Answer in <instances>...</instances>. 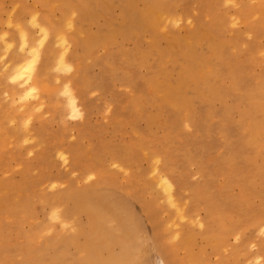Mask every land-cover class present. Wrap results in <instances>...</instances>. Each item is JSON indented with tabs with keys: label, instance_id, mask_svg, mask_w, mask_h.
Returning a JSON list of instances; mask_svg holds the SVG:
<instances>
[{
	"label": "bare ground",
	"instance_id": "6f19581e",
	"mask_svg": "<svg viewBox=\"0 0 264 264\" xmlns=\"http://www.w3.org/2000/svg\"><path fill=\"white\" fill-rule=\"evenodd\" d=\"M15 2L8 12L0 0V114L23 133L22 143L31 146L27 154L34 156L29 167L39 169L36 177L25 173L13 189L5 217L22 245L0 264H264V240L258 246L251 238L253 232L264 235V45L253 46L257 28L242 35L239 28L249 24L243 15L225 16L234 33L228 43L216 33L222 16L210 28L177 13L167 0H33L32 7ZM114 5L118 16L99 30L89 28ZM133 31L140 39L149 33L148 51L136 53L148 74L140 88L130 83L125 89L132 112L122 105L114 113L115 125L129 130L123 149L103 144L111 161L106 165L91 146L85 155L78 143L65 148L64 138L51 143L37 120H83L82 94L92 84L80 62L94 59L99 48L109 52L117 37ZM246 37L252 44L238 50ZM79 41L81 54L75 52ZM231 95L246 98L255 111L244 109L243 100L231 104ZM214 102L223 104L221 113L211 108ZM141 120L147 129L139 128ZM74 130L65 127L63 135ZM186 135L201 150L214 135L222 142L216 166L198 159ZM52 157L78 173L72 188L55 194L48 188H58L61 179L53 175ZM3 162L0 151V167ZM188 164L201 177L196 185L189 183ZM83 177L91 184L83 186ZM119 179L132 194L118 197ZM34 199L51 209L49 222L40 233H26L36 220L27 213ZM64 234L71 235L66 243L57 239ZM13 240L0 227V245Z\"/></svg>",
	"mask_w": 264,
	"mask_h": 264
},
{
	"label": "rangeland",
	"instance_id": "374dc122",
	"mask_svg": "<svg viewBox=\"0 0 264 264\" xmlns=\"http://www.w3.org/2000/svg\"><path fill=\"white\" fill-rule=\"evenodd\" d=\"M118 1L119 0H116L117 3ZM167 1L173 5V8L177 13L187 15L186 17H190L193 20L199 18V22H201V24L210 26V28H214V17L222 16L225 20L223 26L216 29L217 32L216 30L212 31H215L218 35L223 36L228 43L231 42L234 37V33L228 23V17L238 16L241 13L244 19H246L249 23L248 25L239 28L241 34L245 35L250 33L251 35L253 31L252 27L255 26V29H257L253 32H257L259 35L258 39L254 41L253 46L264 45V23H262V21H264V11L261 13L262 10L260 9H264V0L259 1V3L261 2L259 6L260 8L256 7L258 2H255V0H237L241 2V6L236 8L229 5L227 3L228 0ZM15 3V0H6V11L13 12ZM25 3L27 4V7H32L33 0H25ZM120 11V7L114 5L109 14L94 18L95 22H89V28L92 30H99L108 18L111 16H118ZM6 14L7 12L3 14V19H5ZM2 29L3 27L0 26V31ZM142 35H144L145 38L140 39L135 36L133 31L126 34L127 38L125 39L117 37L112 42L109 52H105L104 49L99 48V50L96 51L97 55L94 59L83 60L80 62L82 66L87 67L86 74L92 84V88L90 90H86L82 94L81 99L82 108L86 116L83 120L68 118L65 122L56 120L53 124L47 123L48 125L45 121L43 123H39L40 121L37 120L35 126L38 127L40 124L45 126V136L51 143L59 142L60 139L64 138L63 141L65 148L71 149L73 146H77L78 143V148L82 152H85V155L88 154L86 147L91 146L94 150H96V153L93 155L96 158H104L106 165H109L111 161L110 157L106 155L107 152L105 148H103V144L111 145V149L113 150L119 151L120 149H123L122 147H124L125 142L127 141L126 138H130L128 134L129 130L123 132L119 126L115 125L118 124L115 118L119 116L114 115V113H116L122 105L127 106L129 113L132 112V107L127 103L124 96L125 89L129 87L130 83L133 84V86L136 85L140 88L143 83L141 80H144L148 74L146 69L142 66V61L136 55L138 51H148L147 46L149 42V33H144ZM249 38L250 37L243 38L237 49L243 51L246 49V45H251L252 40ZM161 41L163 40H160L159 42ZM82 50H84L83 43L79 41V43L75 46V52L77 51L81 54ZM128 56L131 57L134 62H128ZM150 60L153 59L151 58ZM62 77L65 79L67 75L64 74ZM81 80H83V78H80V81ZM81 82L83 83V81ZM228 99L233 105L239 104V102L243 100L245 105L244 109L250 110L251 112L255 111V105L249 102L246 98H241L239 95H231ZM109 106H111L112 109L110 113H108ZM211 108L221 113L223 104L221 102H214ZM236 117L237 120L240 119L238 115ZM219 124L220 121L218 120L213 122L214 127H218ZM138 125L141 130L147 129V123L144 120H141ZM65 127H70L71 130H75L67 132L63 135V129ZM201 128L205 130V125L201 124ZM74 133L75 139L73 140L71 135ZM22 137L23 133L21 131L15 132V127L11 124L5 114H0V151L4 160L2 166L0 167V227L3 231L10 232L14 238L12 242L7 241V243L0 245V261L3 260L5 255L12 256V254H14L22 245V241L17 242L15 240L13 231L14 225L11 224L5 217L8 213H11L8 207V202L12 203V198L15 194L13 189L15 186L19 185L20 182L25 181L22 179L25 173H28L32 177H36L38 175L37 171L39 169V165L34 170L30 168L32 165L29 167V163L33 160L32 157L34 156L27 154V151L31 146L27 145L28 143H22ZM232 137H234L233 141H237L239 139V135L236 133L235 136L233 133ZM185 140L187 145H190L192 148L196 147L194 145L195 138L191 135H186ZM211 140L213 142L207 144L204 150L198 149L197 147L195 150H198L196 154L198 159L200 158L205 164H210L212 167L216 166V163L213 160L218 158V155L223 151V149L221 146L222 142H220L215 135L211 138ZM26 146L27 150L25 151L24 147ZM80 146L82 148H80ZM51 159V164L54 163L55 165L53 168V175L60 177L61 180L57 181H59L61 185L58 188L50 186L48 188V192L50 194H55L59 191L64 192L69 187L72 188V186L75 185L73 180L78 174L77 170H75L71 163H64L62 158L52 157ZM143 167H145V169L147 168L146 162H143ZM187 170H189L190 175L189 183L191 185L198 184L197 182L201 180V177L198 173H196V166L188 164ZM82 181L83 186H88L91 184L90 182H92L90 180H86L85 177H83ZM117 183L119 193L118 197L122 198V196L125 197L127 194L133 193V189L130 184L124 179H119ZM135 203V206H139L138 202ZM50 211L51 209L39 199L31 200L27 208V213L29 216L34 215L36 220L31 222L33 224L32 226L28 225L25 227L26 233H40L43 226L49 222ZM201 215L203 217H207L204 211L201 212ZM142 219L146 223L145 226L149 231L147 221L143 217ZM70 236L71 235L64 234L57 239L61 240V242H65ZM251 238L255 240L259 246L263 243L264 235L258 232H253ZM50 241H53V239H50ZM258 246L256 247L258 248ZM62 250L63 243H61L60 246V251ZM210 251L211 248H208V252ZM70 252L72 255L78 257L77 251L74 248H72Z\"/></svg>",
	"mask_w": 264,
	"mask_h": 264
}]
</instances>
